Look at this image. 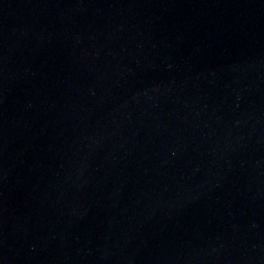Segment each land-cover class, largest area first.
Masks as SVG:
<instances>
[{"label":"water","instance_id":"water-1","mask_svg":"<svg viewBox=\"0 0 264 264\" xmlns=\"http://www.w3.org/2000/svg\"><path fill=\"white\" fill-rule=\"evenodd\" d=\"M0 264H264V0H0Z\"/></svg>","mask_w":264,"mask_h":264}]
</instances>
